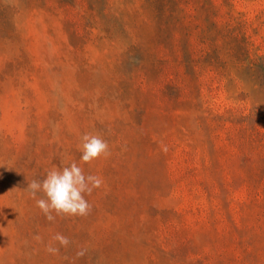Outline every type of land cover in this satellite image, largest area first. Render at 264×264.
I'll return each instance as SVG.
<instances>
[{
	"label": "rangeland",
	"instance_id": "374dc122",
	"mask_svg": "<svg viewBox=\"0 0 264 264\" xmlns=\"http://www.w3.org/2000/svg\"><path fill=\"white\" fill-rule=\"evenodd\" d=\"M72 162L104 184L50 222ZM0 264H264V0H0Z\"/></svg>",
	"mask_w": 264,
	"mask_h": 264
},
{
	"label": "clouds",
	"instance_id": "9594fccd",
	"mask_svg": "<svg viewBox=\"0 0 264 264\" xmlns=\"http://www.w3.org/2000/svg\"><path fill=\"white\" fill-rule=\"evenodd\" d=\"M80 150L82 153L81 161L89 165L97 159H107L111 156V149L107 140L90 133L81 137ZM162 151L167 152V146H162ZM103 184L102 177L93 174L85 175L83 169L76 162H72L70 165L48 170L42 179L31 180L25 190L36 201V206L45 218L52 222L57 216H88L92 211V205L85 199V195H91L93 190L102 187ZM38 193H42L39 199H37ZM34 238L37 241L42 239L38 235ZM53 240L64 248H67L71 243L69 238L61 233H57ZM46 251L56 255L59 253V248L49 243L46 246ZM86 252L87 249H81L76 255L83 257Z\"/></svg>",
	"mask_w": 264,
	"mask_h": 264
}]
</instances>
